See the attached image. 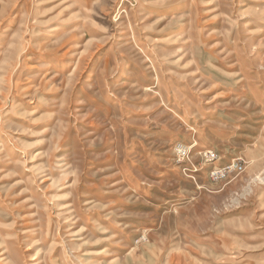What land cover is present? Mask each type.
Instances as JSON below:
<instances>
[{"label":"rangeland","instance_id":"374dc122","mask_svg":"<svg viewBox=\"0 0 264 264\" xmlns=\"http://www.w3.org/2000/svg\"><path fill=\"white\" fill-rule=\"evenodd\" d=\"M0 264H264V0H0Z\"/></svg>","mask_w":264,"mask_h":264},{"label":"bare ground","instance_id":"6f19581e","mask_svg":"<svg viewBox=\"0 0 264 264\" xmlns=\"http://www.w3.org/2000/svg\"><path fill=\"white\" fill-rule=\"evenodd\" d=\"M209 152V151H208ZM211 153V152H210Z\"/></svg>","mask_w":264,"mask_h":264}]
</instances>
